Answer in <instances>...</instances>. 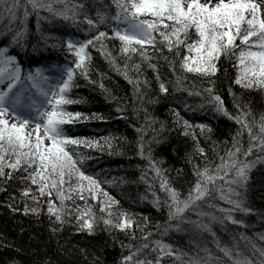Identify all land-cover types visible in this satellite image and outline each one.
<instances>
[{
  "label": "snow or ice",
  "instance_id": "6c2138e0",
  "mask_svg": "<svg viewBox=\"0 0 264 264\" xmlns=\"http://www.w3.org/2000/svg\"><path fill=\"white\" fill-rule=\"evenodd\" d=\"M28 5L38 17L39 12L44 10L53 19L71 21L78 29L82 23H86L87 28L83 39L66 34L62 50L72 60H66L64 65L41 64L25 72L17 57L8 54V47H0V178L6 182L17 178L30 181L31 185L37 186L41 197L47 195V213L50 218L55 217L52 221L53 231L56 230L55 225L63 226L71 222L75 214L77 231L89 235L96 233L97 225L101 222L105 230L124 232L130 240L136 239L135 232L130 231L134 227L144 232L134 214L120 211L119 201L101 187L97 178L82 170L86 158L78 154L73 158L81 145L111 153L114 151L113 141L117 138L112 136L93 140L73 137L65 131L66 127L104 119L98 113L88 116L67 109L69 105L78 103L70 98V93L77 74L88 78L91 49L96 48L97 44L103 48L102 40H118L119 53L125 59L123 69L117 66L110 51L104 50L102 54L116 71L133 84L135 95L140 97L141 85L147 87L149 83L139 79L143 72L141 63L131 62L134 55H139L141 62H147V66L156 72L160 93L169 94L168 85L171 84L174 92L186 91L189 96L204 97L214 114L225 116L239 125L231 145L224 142L223 155H220L214 142V159L209 160L205 149L200 146L198 135L210 133L211 127L207 124L193 125L179 111L170 109L174 116L173 123L183 129L182 135L192 137L193 155L204 161L201 166L189 157L195 182H188L190 187L183 198L181 192L172 187L166 170L160 168L161 162L153 158L152 145L160 143L159 134L152 127L155 121L146 118L145 123L135 129L138 139L134 150L148 161V168L144 172L154 173L148 187L154 188L158 181L165 193V199L161 200L153 191V204L157 208L163 205L167 209L168 220L163 225H157L156 234L160 239H152L154 234L148 232L141 237L143 243L138 246L122 243L121 246L128 247L129 252L122 256L120 264H168L170 260L174 264H225V259L228 264H264V247L252 244L251 255H248L240 250L235 235L230 242L221 241L210 226L211 222L216 221L221 225L231 222L232 225L243 226L242 220L234 218L235 213H253L247 203V192L253 169L257 165H264V113L257 121L250 103L242 104L232 93L233 105L237 110L236 115H232L224 106L221 96L216 94L213 78L219 71L218 61L224 57L234 61L233 66L237 69L235 84L244 89L264 91V0H112L114 15L106 11L104 14L97 12L94 17L89 14L88 0H24L23 4L21 0H0V22L5 18L9 21L6 28H0V35L11 33V46H27ZM22 7L24 11L21 17L19 12ZM81 16L83 21L78 19ZM17 21L19 27L13 28L12 24ZM109 21L112 22L111 37L107 31L99 30L101 26H109ZM44 43L46 46V40ZM36 47L33 45L34 49ZM164 48L173 54L172 59L163 55ZM154 58L156 63L152 62ZM160 60L166 61L173 73L177 71L178 64L182 75H177L174 81L161 79ZM53 68L57 70V75L50 74ZM130 72L135 79L129 75ZM189 73L207 81L209 86L199 90L195 86L192 90L182 87ZM229 91L231 93V89ZM112 99L116 100L115 97ZM116 102L119 118L126 119L123 115L126 109L120 106L118 100ZM190 107L185 104L186 110ZM196 107L203 109L205 105ZM144 111L147 113L146 109ZM163 127L161 124V129ZM197 128L199 133L195 131ZM150 131L153 135L146 139ZM245 134L247 148L242 143ZM215 159L219 163H214ZM6 169L10 171L6 172ZM141 178L147 181L146 176ZM30 192L31 187L26 188L21 196L27 198ZM53 194L59 200V206L52 199ZM89 199L99 203V217L88 203ZM217 199L228 205L217 207L215 203L208 204L209 208L220 213L219 217L202 210L205 203ZM77 200L83 201L84 206L77 205ZM66 202H71V206ZM32 203L37 206L30 207L25 203V214H39L40 207L35 195L32 196ZM190 212H194L198 218H188ZM204 217H208L210 222L204 223L201 219ZM185 223L197 231L210 233L221 256H214L210 249L199 246L195 253L189 255L183 249L164 242V236L170 231H181V225ZM239 235L241 239H247L242 233Z\"/></svg>",
  "mask_w": 264,
  "mask_h": 264
},
{
  "label": "trees",
  "instance_id": "16d2710c",
  "mask_svg": "<svg viewBox=\"0 0 264 264\" xmlns=\"http://www.w3.org/2000/svg\"><path fill=\"white\" fill-rule=\"evenodd\" d=\"M22 4L24 0H21ZM89 14L95 16L97 12L114 15L115 7L112 0H88ZM29 16L27 18L28 48L36 45L38 50L49 53L41 64L64 65L65 61H71L72 57L62 50V41L66 39V34H72L78 38H84L86 23H82L80 28H76L71 21H64L59 18L53 19L46 11L41 10L39 17L30 5L27 6ZM22 7L19 16H23ZM39 19V23H38ZM83 21V17H78ZM8 19L0 22V28L8 26ZM109 26H101L100 31H107L109 37L112 33ZM43 25H47L48 29ZM13 28L19 27V21L12 24ZM11 33L0 35V47H8V54L16 56L21 62L20 50L22 48L9 45ZM46 40V46L44 41ZM96 48L91 49V64L89 67L88 78L77 74L75 84L71 89L70 98L78 103L68 106V111L81 112L91 116L93 113L100 114L103 120H89L77 124L75 127H66L65 131L73 137H83L90 139H99L101 137H116L113 141L114 151H101L95 148H86L83 145L76 149V155L85 157L82 170H86L87 175H92L101 182V187L119 201V210L134 214L135 219L144 232L138 228L130 231L135 232L136 239L130 240L128 234L113 230L111 232L104 229L103 223H99L94 235L86 232H78L75 224V214L71 217V222L63 226L53 223L55 217H49L47 207L40 209L39 214L29 212L24 213V206L27 202L30 207H36L32 199L23 198L21 192L24 190L19 187L24 181L20 179L8 180L7 182L0 178V264H120L123 255L129 252L128 247L124 245L132 244L133 247L143 243L142 236L148 232L153 233L152 239H160L156 234L157 225H163L167 222V209L161 205L157 208L153 204L152 192L161 200L165 199V193L160 189L157 181L154 188L150 189L148 185L152 183L151 178L154 173L148 171V161L142 159L134 150L135 141L138 139L136 128L145 123V119L154 120L152 127L157 131L160 143L153 144V158L160 161V168L166 170L168 179L172 182V187L181 192L182 198L187 195L190 187L188 183L195 182L192 173V163L189 157L203 166L204 161L198 156L193 155V140L191 136L182 135L183 129L173 123L174 116L170 109H176L180 115L193 125L207 124L212 131L205 135H198L200 146L205 149L209 160H213L212 148L219 149L220 155L224 154V142L231 145L232 137L235 136L237 125L233 120L222 115L214 114L211 106L204 97L189 96L186 91H173L169 84V94L165 95L159 92V84L156 80V72L147 66V62H141L139 55L132 57V63H141L143 72L139 79L147 80L148 86L143 84L140 87L141 96L135 95L133 84L129 83L124 76L116 71L108 62V59L102 54L104 50L110 51L116 59V64L120 69L124 68L125 59L119 53L120 42L118 40L105 39ZM54 46V47H53ZM151 51V49H149ZM163 55L173 58L167 48L162 49ZM185 54L182 50L181 55ZM195 55V53H191ZM156 63V58L153 59ZM40 64V65H41ZM234 61L221 57L217 63L219 71L213 78L216 85V94L220 95L224 101V106L232 114L236 115L233 100L235 98L243 103H250L257 121L260 114L264 113V91L259 89H244L234 83L237 75V69L233 66ZM38 65V66H40ZM37 66V67H38ZM23 67V66H22ZM35 68V67H34ZM25 72H27L25 70ZM159 72L161 79L174 81L177 75H182L177 64L175 73L169 68L164 60L159 61ZM133 79L136 77L130 72ZM195 86L197 90L208 87L207 81L202 80L194 73L187 74L182 87L192 90ZM105 89L107 91H105ZM231 89V93L229 91ZM126 111L123 115L126 119L119 118L116 112L117 102ZM185 104L191 106L186 110ZM204 104L203 109L196 106ZM196 110L193 111L192 109ZM144 109L147 110L145 113ZM135 110V111H134ZM161 124L164 125L161 129ZM199 133V129H195ZM153 133L150 131L145 137L150 139ZM242 143L247 148V135L243 137ZM214 163H219L218 159ZM264 169L263 165H257L251 173V183L247 192V203L253 209L252 214L235 213L234 218L243 221V226L232 225L231 222H225L221 225L218 221L211 222L212 231L221 241L232 240L236 236L237 243L241 251L251 255V245L264 247ZM178 170H180L178 174ZM10 171L6 169V172ZM15 175V173H14ZM147 177V181L142 179ZM30 183V181H28ZM27 183V182H25ZM57 201L59 205V200ZM215 203L217 207H228L223 201H208L203 205V211L209 210L220 216L219 212L209 208L208 204ZM71 206V202H66ZM88 203L93 206L96 215L99 217V203L89 199ZM76 204L84 206L83 201L77 200ZM12 205L16 208L13 211ZM39 205V203H38ZM116 210L115 208L113 209ZM144 218H147L145 220ZM188 218L197 219L194 212L188 213ZM204 223L210 221L204 217L201 218ZM181 231H170L163 237L165 243L172 244L175 248L183 249L189 255L200 248L207 247L212 255L221 256L213 243V237L210 233L195 230L191 225H181ZM243 234L247 239H241L239 234ZM143 258V257H141ZM223 258V257H221ZM168 264H174L168 261ZM225 264L228 261L225 259Z\"/></svg>",
  "mask_w": 264,
  "mask_h": 264
},
{
  "label": "bare ground",
  "instance_id": "6f19581e",
  "mask_svg": "<svg viewBox=\"0 0 264 264\" xmlns=\"http://www.w3.org/2000/svg\"><path fill=\"white\" fill-rule=\"evenodd\" d=\"M43 26L46 27V29H48L47 25H43ZM31 36H33V35L31 34V35H28V37H27V44L28 45L30 44V43H28V40H30ZM28 45L26 46V48H22L20 50L21 64H22L24 70H26V71H28L30 68H34V67H37L38 65H40L41 62L43 61L40 57H43V59H44L46 56L49 55V53L45 54V51L38 50L37 49L38 47H36V49L28 48ZM37 62H39V63H37ZM263 167H264V165H263ZM262 172L264 173V169L262 170ZM209 204H210V202H209ZM209 213H212V212L209 210ZM206 218L209 220L208 217H206Z\"/></svg>",
  "mask_w": 264,
  "mask_h": 264
},
{
  "label": "rangeland",
  "instance_id": "374dc122",
  "mask_svg": "<svg viewBox=\"0 0 264 264\" xmlns=\"http://www.w3.org/2000/svg\"><path fill=\"white\" fill-rule=\"evenodd\" d=\"M202 2H206V0H203ZM213 2H215V0H213ZM257 2H260V0H257ZM19 187L22 189H26V188L31 187V192H30L28 197L32 199V196L35 195L38 199L40 209H43L45 206L47 207V201L49 198L47 195L41 197L37 191L36 185H31V183H29V182H27V183L23 182L21 185L19 184ZM55 198H56L55 194H53L52 199L54 200ZM54 201H55L56 205L59 206L57 204V201L56 200H54Z\"/></svg>",
  "mask_w": 264,
  "mask_h": 264
}]
</instances>
